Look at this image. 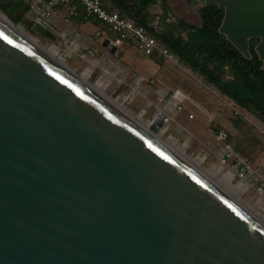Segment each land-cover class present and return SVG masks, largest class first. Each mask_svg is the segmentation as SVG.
<instances>
[{
  "label": "water",
  "instance_id": "water-1",
  "mask_svg": "<svg viewBox=\"0 0 264 264\" xmlns=\"http://www.w3.org/2000/svg\"><path fill=\"white\" fill-rule=\"evenodd\" d=\"M0 264H264V225L0 24Z\"/></svg>",
  "mask_w": 264,
  "mask_h": 264
},
{
  "label": "rangeland",
  "instance_id": "rangeland-1",
  "mask_svg": "<svg viewBox=\"0 0 264 264\" xmlns=\"http://www.w3.org/2000/svg\"><path fill=\"white\" fill-rule=\"evenodd\" d=\"M214 1L225 9V33L233 42L243 47L247 43L245 34L248 28L260 25L258 21H253L249 13L252 0ZM188 2L189 0H166L164 5L161 2L160 6H155L151 24L159 29L171 30L178 19L191 24L200 23L197 9ZM0 12L17 28L34 36L43 45H55L56 55L64 59L62 61L66 66L91 85L102 89L106 96L115 99L130 114L139 116L142 122L151 121L157 109L167 112V120L159 127V130L163 129L161 138H173L182 147L184 154L196 158L201 170L212 178L219 179L223 171L219 169L216 160L217 131H224L227 140L252 164L261 165L264 156V135L261 130L264 131V124L253 112L238 107L220 94L198 73L187 72L157 54L154 56L159 59L160 64L154 67L149 55L137 51L128 42L122 43L114 53L106 50L102 41L110 35L104 33L95 36L94 31L98 27L88 22H83L79 31L85 30L93 35L89 43L96 49V53L90 55L80 49L70 56H64L59 54L64 41L58 34L55 41L44 39L24 23L18 22L16 16L20 11L13 15H8L1 9ZM30 15L28 11L23 17L30 19ZM105 70L109 78L104 74ZM134 75L143 76L144 81L140 82L138 91L132 95ZM163 88L179 91L164 104L157 99V91ZM178 101L180 109L172 110ZM145 107L146 112L142 114L141 109ZM234 120L237 122L234 123ZM236 190L232 191L233 196ZM238 200L251 207L248 202Z\"/></svg>",
  "mask_w": 264,
  "mask_h": 264
},
{
  "label": "trees",
  "instance_id": "trees-1",
  "mask_svg": "<svg viewBox=\"0 0 264 264\" xmlns=\"http://www.w3.org/2000/svg\"><path fill=\"white\" fill-rule=\"evenodd\" d=\"M156 0H104L121 16L131 18L144 26L156 42L188 65L192 71L212 84L220 94L235 105L253 112L264 124V58L256 40L246 37L242 46L232 41L224 31L226 12L224 7L209 1L197 8L200 24L195 25L178 19L174 29H159L152 25L151 3ZM164 5L166 0H159ZM29 0H0V9L16 16L18 22L31 29L32 22L23 15L29 11ZM42 38L55 41L57 35L43 29ZM245 39V40H246ZM237 121L234 120V123Z\"/></svg>",
  "mask_w": 264,
  "mask_h": 264
},
{
  "label": "built area",
  "instance_id": "built-area-1",
  "mask_svg": "<svg viewBox=\"0 0 264 264\" xmlns=\"http://www.w3.org/2000/svg\"><path fill=\"white\" fill-rule=\"evenodd\" d=\"M28 4L32 24L38 23L43 29L50 30L63 39L64 47L60 49L61 52L58 51L61 55L70 56L71 53L80 49L90 55L96 53V49L89 43L92 41L93 35L82 34L76 30L80 22L91 21L98 22L106 27L109 33L113 35V38L108 39V41L116 49L122 43L128 42L144 55L157 54L163 56L167 61L185 69L187 72H194L176 54L165 46L158 44L154 36L144 26L137 25L127 16H121L117 10L107 5L104 0H29ZM95 36H99L98 33ZM142 81H144L143 76L134 75L133 83L135 86L131 90L132 95L138 91L139 84ZM170 90V94L164 88L158 90V101L166 104L179 91ZM180 101L173 106L172 110L180 109ZM145 112L146 107L141 109L142 114ZM159 112L165 115L167 113L161 108L157 109L153 118ZM166 120L167 117L163 124ZM261 131L264 135V131ZM216 140L218 142L216 160L219 169L223 170L221 177L228 175L229 186H234L237 189L234 191L235 197L248 202L253 210L264 215V156L261 165L256 166L233 147L227 140L224 131L216 132Z\"/></svg>",
  "mask_w": 264,
  "mask_h": 264
},
{
  "label": "bare ground",
  "instance_id": "bare-ground-1",
  "mask_svg": "<svg viewBox=\"0 0 264 264\" xmlns=\"http://www.w3.org/2000/svg\"><path fill=\"white\" fill-rule=\"evenodd\" d=\"M0 24H2L4 27L8 28L10 31L14 32L16 35H18L20 38L24 39L27 43L41 51L44 55H46L50 60H52L54 63H56L60 68L70 73L72 76H74L78 81L81 83L87 85L95 94H97L100 98H102L105 102L110 104L112 107H114L116 110L121 112L123 115L128 117L135 125H137L139 128L144 130L146 133L151 135L157 142L162 144L164 147H166L168 150H170L172 153H174L176 156L181 158L183 161H185L188 165H190L193 169H195L197 172H199L202 176H204L207 180H209L211 183H213L216 187H218L221 191H223L225 194H227L231 199H233L237 204H239L244 210H246L250 215H252L256 220H258L262 225H264V215L259 214L257 211L253 210L252 207L243 204L233 196L232 191L235 189L234 186H229V176L225 175L222 176L219 179L212 178L207 172H204L201 170V168L198 166V162L196 158L187 156L184 154L182 147L178 146L176 144V141L171 138L167 137L166 139L161 138L162 130L159 131H153L151 129V122L152 121H146L142 122L139 116H133L130 114L124 107L121 106L120 103L116 102L115 99H111L104 92L102 89L98 88L95 85H91L87 82L85 78L82 76L76 74L73 70H71L68 66H66L62 59L55 53V45H43L40 43L34 36L29 35L22 29L17 28L13 23H11L1 12H0ZM64 60V59H63ZM104 74L107 78H109L108 72L105 70Z\"/></svg>",
  "mask_w": 264,
  "mask_h": 264
},
{
  "label": "crops",
  "instance_id": "crops-1",
  "mask_svg": "<svg viewBox=\"0 0 264 264\" xmlns=\"http://www.w3.org/2000/svg\"><path fill=\"white\" fill-rule=\"evenodd\" d=\"M209 1H214V0H189L188 4L197 9L199 6L205 4ZM215 2H217V1H215ZM160 3L161 2L159 0H156L155 2L151 3L150 12L153 13L155 10V6H160ZM249 9H251L249 11V13H250L253 21H258L260 23V25L257 27H254V28H248L245 35L247 37L252 36L256 40V44L258 45V49L260 50V53H261L262 57L264 58V0H252V1H250ZM87 22L98 27V30L94 31V35L96 33H98V35H102V34L106 33V34L110 35V37H105L104 39H112L113 38V35L111 33H109V31L106 29V27L103 26L102 24H100L98 22L84 21V23H87ZM60 24L64 25L63 23H60ZM81 24H83V22H80L79 25H77V28H76L77 31H79V27L81 26ZM199 24L200 23H196L195 25H199ZM80 33L91 34L85 30L81 31ZM149 57L151 58V60H152L151 64H153L154 67H157L160 64V61L158 58H156V56L151 55Z\"/></svg>",
  "mask_w": 264,
  "mask_h": 264
}]
</instances>
